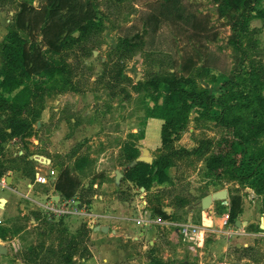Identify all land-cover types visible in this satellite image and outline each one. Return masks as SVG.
I'll return each mask as SVG.
<instances>
[{
    "label": "rangeland",
    "instance_id": "374dc122",
    "mask_svg": "<svg viewBox=\"0 0 264 264\" xmlns=\"http://www.w3.org/2000/svg\"><path fill=\"white\" fill-rule=\"evenodd\" d=\"M22 1L37 7L44 2L0 1V42L13 24ZM91 1L97 8V18L101 23L89 38L66 47L61 53H53L44 47L51 60L64 65V77H38L28 81L32 106L41 111L35 124V133L25 138L15 136L0 143V177L10 175V169H17L34 183L33 189L28 188L29 194H16L15 199L19 201V205L13 212H8L13 223L6 227V244L12 246L13 252L0 260V264H28L25 260L28 248L39 244L42 245L38 261L42 264H68L56 252L59 244V238H56L58 232H52L51 224L62 220L69 235L80 234L81 226L87 224L88 218L83 214H68L56 219L44 212L39 204L46 201L43 192L49 191V187L45 186L48 184L35 182L37 170H57L59 166L60 171L65 166L73 167L77 158L86 155L91 161L81 177L85 188L93 189L96 188L94 184L98 183V177H106L108 171H124L127 166L124 146L127 142L135 141L148 148L150 155L157 158L174 150H193L202 139L217 141L227 135L226 130L217 125L214 118L203 115L194 107L190 111L186 127L173 147L157 150L156 146L161 141L162 121L147 116L146 108L151 102L143 100L130 80L133 78L138 82L152 73L178 69L176 63L185 52L190 51L202 55L201 62L192 75L197 88L219 95L222 92L221 84L233 69L237 55L230 42L231 26L227 17L219 12L220 0H176L182 6L181 18H177L171 6L175 0ZM261 7L264 8V0L261 1ZM150 13L162 14L157 32L152 31L151 23L148 22ZM190 13L199 15L202 21L205 17L209 20L210 32L215 35V39H206L194 32L190 25ZM251 28L258 29L253 36L257 40L254 51H260L259 54L253 52L252 56L264 63V19L252 20ZM24 35L29 37L26 32ZM36 38L41 42L40 34H36ZM127 39L134 45L129 46ZM241 45L246 48L247 39H243ZM126 47L129 50L123 53ZM203 59L211 62L213 69L209 72H200ZM1 65L0 53V67ZM119 68H122V72L116 74ZM114 74L117 79L113 77ZM11 114L10 110H0L1 126ZM26 115L27 113L23 114ZM141 134H144L143 141L140 140ZM262 143L264 145V137ZM34 155L51 158L52 163L32 159ZM176 160L177 164L169 170L174 176V183L162 187L167 190L165 194L170 196L168 199L185 197L198 203L209 192L228 189V198L225 201L215 200L216 212L223 215L228 212L230 195L240 192L246 198L243 211L237 218L241 225L235 224L233 228L234 231L254 234L249 238V250L233 254L229 256V260L237 261L240 255H245L249 257L248 263L264 264V190L258 194L261 179L264 178V168L250 181L226 176L219 183L205 176V164L195 154H184ZM116 178L117 175L114 174L112 180ZM123 187L130 189L126 185ZM139 192L141 191L137 187L133 193L122 190L130 199L131 205L137 204ZM256 197L259 200L253 201ZM189 210V207L183 208L179 212L184 213L180 215L185 216ZM187 219L181 223L190 222ZM191 221L190 223L206 226L212 224L206 217L204 219L202 211L194 213ZM218 229L224 231L221 227ZM164 240L162 237V241ZM100 242L102 241L99 236L92 232L80 236V248L87 247L91 254L92 249ZM144 244L141 241L133 244L122 242L127 255L124 261L116 264H150L144 254ZM83 260L78 255L72 258L73 264H83Z\"/></svg>",
    "mask_w": 264,
    "mask_h": 264
},
{
    "label": "trees",
    "instance_id": "16d2710c",
    "mask_svg": "<svg viewBox=\"0 0 264 264\" xmlns=\"http://www.w3.org/2000/svg\"><path fill=\"white\" fill-rule=\"evenodd\" d=\"M5 2L9 0H0ZM262 0H220V15L227 17L232 34L230 42L237 52L235 65L229 76L222 82V92L219 95L199 90L192 77L201 62L200 53L185 52L181 60L176 63L178 69L167 70L164 73H152L147 78L135 82L130 78L132 86L143 100H149L151 105L146 108L149 118L160 119V144L157 150L172 148L188 123L192 108L197 107L205 116L214 118L217 125L226 130L227 135L217 141L202 139L193 150L179 149L154 158L152 164L138 162L130 167L141 150L137 143L127 142L124 146L127 166L123 171V179L132 182L139 188L149 192L154 184H173L169 175L170 168L177 164L179 157L184 154H195L197 159L204 162L205 176L217 180L219 183L226 176L234 179L250 181L264 168V63L261 59H254L257 40L253 38L257 28H251L254 19H264ZM177 18L183 17L180 2L171 5ZM161 13L148 14V22L152 31L157 32L161 22ZM190 25L194 32L206 39H215L211 35L209 20L204 21L199 15L190 13ZM98 12L91 0H44L39 7L27 1L20 3L9 26L8 33L0 42L2 65L0 67V110H10L12 114L4 125H0V143L11 140L15 136L28 137L35 133V124L40 118L41 111L35 110L31 103V88L29 80L38 77H64L66 68L51 60L44 47L53 53H61L66 47L89 38L100 25ZM27 33L29 37L24 35ZM36 34L42 36L37 41ZM212 36V37H211ZM247 39L246 48L241 41ZM133 46L131 40H126ZM128 47L124 49L125 52ZM211 62L204 60L201 73L209 72ZM122 68H119L121 74ZM114 74V78L116 77ZM117 79V78H115ZM215 114H214V113ZM27 113L26 116H23ZM9 129V130H8ZM144 134H141L140 140ZM88 156L76 159L73 167L65 166L59 171L55 181V188L65 199L80 196L82 202L89 195L88 188H83V173L90 163ZM77 172V173H76ZM79 172V173H78ZM87 190V191H83ZM92 191V187H89ZM264 190V178L261 179L258 194ZM84 192V193H83ZM160 204V198L152 199ZM191 201L185 197L175 198L179 207H185ZM230 222L236 224L238 216L243 211V196L240 192L230 195L227 206ZM153 211L163 217L169 214L161 206H154ZM52 232H58L57 253L68 264H73L72 258L89 259L92 254L87 247L80 248V236H86L93 231L87 224L81 226L80 234H68L63 221L51 224ZM0 237L6 239V227L0 225ZM82 242V241H81ZM28 248L25 260L28 264H42L40 246ZM44 245V244H43ZM55 250L53 247L51 248ZM80 250V251H79ZM244 252L248 248L242 249ZM245 257V255H244ZM151 264H179L166 262L154 257Z\"/></svg>",
    "mask_w": 264,
    "mask_h": 264
},
{
    "label": "crops",
    "instance_id": "0c3cea01",
    "mask_svg": "<svg viewBox=\"0 0 264 264\" xmlns=\"http://www.w3.org/2000/svg\"><path fill=\"white\" fill-rule=\"evenodd\" d=\"M141 140L143 141V139ZM137 146L141 150L142 146L140 144H137ZM40 171L47 172V170L42 169H40ZM116 172L117 170H113L112 172L108 171L106 177H98V183L94 184L96 188H93L92 191L88 188L89 195L85 198L89 199L90 202H82L79 195L75 197L80 200L81 203L88 205V210L90 211V215L94 218V223L91 222L90 216H86V218H88L86 222L87 226L92 228V233L97 234L102 241L96 244V247L92 249V257L88 260L82 258V260L84 259L83 264H116L122 262L127 255V252L121 245L122 242H131L133 244L138 241L145 243L142 247L144 254H146L147 261L150 264L154 257L166 262H177L179 264H240L248 262V256L244 257L240 255L237 261H230L229 256L236 253L241 254L243 251L242 249L250 248L251 242L249 238L254 233L233 231L231 235H226L224 232H221L218 227H220L224 214L218 215L216 212L215 206L217 202L214 201L208 210L194 207L196 203L193 201L185 207H179L175 203V200L168 199L170 196L165 194L167 190L162 189V187H166V185L169 184L168 182L164 184L156 183L152 189L147 192L144 188H139L132 182L124 180L123 176L120 178L119 182H117V179L112 180ZM8 173H10V175L6 174L5 176L8 187L3 188L0 186V225L4 228L13 223L8 212H13L19 205V201L15 199V197H17L16 194L26 195L28 191H30L28 188H34V184L33 187L30 186L33 182L30 181L28 177L21 175V172L17 169H10ZM169 175L173 178L174 182L175 179L172 172H169ZM56 178L55 176V180ZM124 185L130 187V189L124 188ZM45 186L49 187L47 188L49 191L46 190L43 192L46 196L61 195L55 188V182ZM82 187H85L84 183ZM136 187L141 191L138 195L139 200H137V204L140 202V199L143 198V200L146 201L147 210L149 212V215L146 214L147 216L145 219L149 220L146 224L140 219L142 212H140L137 204L131 205L130 199L122 193V190L133 193L136 191ZM83 191L87 190L83 189ZM116 191H119V193H115ZM155 197L160 198L161 202L159 205L152 202V199ZM3 199L6 200L5 204H1ZM245 199L246 198L243 196V202ZM258 200L259 198L256 197L253 201ZM154 206H161L169 216L163 217L155 213L153 211ZM187 207L190 209L189 213L182 217L180 214L184 212L179 211ZM198 211H202L204 219L206 217V220H210L209 222L214 224V226L212 224L210 226L209 224L208 231L202 236L198 252L195 254L188 249L187 244L180 238L177 225L183 220L185 221L186 218H188V221L192 222L193 214L198 213ZM97 225L109 226L108 232L95 230ZM162 237H164V241H162ZM6 242V239L4 240L0 237V244H5L4 246L8 249L7 254H0V260H4L13 252L12 246L7 245ZM221 244L224 245L222 248H219ZM13 245H15L14 242Z\"/></svg>",
    "mask_w": 264,
    "mask_h": 264
},
{
    "label": "built area",
    "instance_id": "2783aa9c",
    "mask_svg": "<svg viewBox=\"0 0 264 264\" xmlns=\"http://www.w3.org/2000/svg\"><path fill=\"white\" fill-rule=\"evenodd\" d=\"M54 176L55 175L53 169H50L47 172L37 170V172H35L34 180L36 183L49 184L54 183L56 181ZM33 184L34 183L30 184V186L33 187ZM0 186H2L3 188L8 187V183L5 176L0 177ZM45 200V202L40 203L39 205L43 208L44 212L48 216H52L57 219L68 214H83L88 217L90 216L91 222L94 223V218L89 213L90 211L88 210V205L81 203V201L77 198L65 199L62 195H48L46 196ZM137 207L139 208L140 212H142L140 219L143 221L144 224H146L149 221L148 219H145L146 216L149 215L146 206V201H144L143 198L140 199V202L137 204ZM233 226L234 224L230 222L229 212L225 213L220 223L221 229L224 230L223 232L226 235H231L234 231ZM177 227L180 238L187 244L188 249L192 253L196 254L198 252L202 236L205 232L208 231V226L186 222L178 224ZM240 264L251 263L247 262Z\"/></svg>",
    "mask_w": 264,
    "mask_h": 264
},
{
    "label": "water",
    "instance_id": "95a60500",
    "mask_svg": "<svg viewBox=\"0 0 264 264\" xmlns=\"http://www.w3.org/2000/svg\"><path fill=\"white\" fill-rule=\"evenodd\" d=\"M141 151L142 154L140 156H138L131 164L130 167L136 165L138 162H146L149 164H152L154 161V157L152 155H150V150L146 147H141ZM32 159L38 160V161H45L47 163H51L52 160L51 158H48L46 156H42V155H34L31 157ZM57 170H54V175L57 177L58 175V170L60 169V167H57ZM117 175V182H119L120 178L123 176V173L120 170H117L116 172ZM228 198V189H222L220 191L214 192V193H208L207 195H205L202 200L198 203H196L194 205V207H199V208H203L205 210H208L211 206V204L215 201V200H220V201H225ZM6 200L3 199V201H1V204H5ZM241 222L239 220H237V226H240ZM95 230H101L103 232H108L109 230V226H101V225H97L95 227ZM8 249L6 246L0 244V254H7Z\"/></svg>",
    "mask_w": 264,
    "mask_h": 264
}]
</instances>
